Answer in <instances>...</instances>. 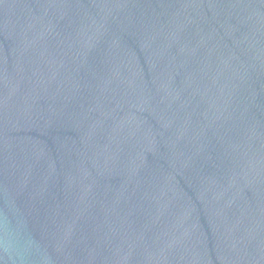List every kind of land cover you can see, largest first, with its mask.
I'll use <instances>...</instances> for the list:
<instances>
[{"label":"water","instance_id":"1","mask_svg":"<svg viewBox=\"0 0 264 264\" xmlns=\"http://www.w3.org/2000/svg\"><path fill=\"white\" fill-rule=\"evenodd\" d=\"M0 264H264V0H0Z\"/></svg>","mask_w":264,"mask_h":264}]
</instances>
